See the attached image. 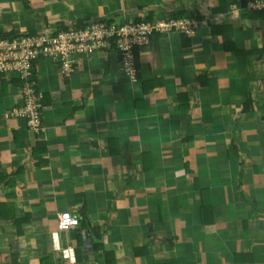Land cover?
<instances>
[{"label": "crops", "instance_id": "0c3cea01", "mask_svg": "<svg viewBox=\"0 0 264 264\" xmlns=\"http://www.w3.org/2000/svg\"><path fill=\"white\" fill-rule=\"evenodd\" d=\"M27 1L0 0L19 20L0 29L199 19L185 45L179 31L152 33L138 75L111 47L68 76L40 60L38 134L7 116L15 76L0 83V204L28 215L21 231L0 219V264H264V14L248 0ZM79 210L101 247L57 229L58 213Z\"/></svg>", "mask_w": 264, "mask_h": 264}, {"label": "built area", "instance_id": "2783aa9c", "mask_svg": "<svg viewBox=\"0 0 264 264\" xmlns=\"http://www.w3.org/2000/svg\"><path fill=\"white\" fill-rule=\"evenodd\" d=\"M247 10L264 11V0H248ZM196 26L194 19L163 18L140 21L108 22L104 19L90 21L79 29H60L26 34L12 37H0V72L6 76L18 74L23 78L22 102L11 108V115L23 119L26 126L35 133L42 130V118L38 96L34 94L28 77L31 60L38 55L50 58L63 75H70L77 59L90 52L111 47L114 44L120 56L122 69L133 76L135 73L134 48L148 43L153 32L180 30L192 34ZM78 225L77 217L70 211H62L57 215V229L68 231ZM55 242L57 232L52 233ZM54 242V243H55ZM55 245V244H54ZM64 251V250H63ZM66 251H64L65 254ZM66 257L69 255L66 253Z\"/></svg>", "mask_w": 264, "mask_h": 264}, {"label": "trees", "instance_id": "16d2710c", "mask_svg": "<svg viewBox=\"0 0 264 264\" xmlns=\"http://www.w3.org/2000/svg\"><path fill=\"white\" fill-rule=\"evenodd\" d=\"M21 1H23L24 4H27V5L29 4L27 0H21ZM249 11L257 12L258 14H261V16H263V14H264V11H262V10H249ZM191 17H195L196 19H199L198 12L195 11V12H192V13H190L188 15H185V12L181 11V12H178V13L174 14L173 16H168L166 18L180 19V18H191ZM144 20H148V19H144ZM106 21L111 22L112 19L111 20H106ZM85 25H86V23L84 21H82V20L77 21L76 23H70V22H68V23H59L57 25V27L55 29H53V30L55 32H57L60 29H63V30L79 29V28L85 27ZM211 28H212V30L214 29V26L212 24H211ZM170 31H179V32H181L183 44L184 45L187 44L186 41H188L189 39L186 37V35H188L186 32L180 31V30H175V29L174 30L172 29ZM26 34H37V33H36V31L20 32L18 30H14V29H11V30H8V31H4V30L0 29V37H5V38H9V39H11L12 37H16V36H19V35H26ZM111 48H114L116 50L114 44H112ZM138 49H139V47H135L134 48V58H135L134 59V61H135V73H134V75H138ZM44 58H47V57H44L42 55H38L35 59L31 60L30 75H29V77L27 79L31 83V88L33 89L34 94H36L37 96H38V94H40V96L38 97V101L41 104V107H40L41 118L43 117L44 101H43L42 92L39 91L38 88H37L36 66H37L38 62L40 60L44 59ZM12 76H13V74H10L9 75V79ZM14 76H15V79L12 78V80L14 82L16 80V83L19 84L20 87H22V85L24 84L25 80L23 78H20L18 76V74H16V73H15ZM5 77H8V76H6L4 73L0 72V83H1V87L3 89H4V87H5L6 83H7ZM15 106H17V105H14L13 107H15ZM13 107H11V108H13ZM36 134H38V133H36ZM233 148H235V147H234V145L231 144V149H233ZM201 192H202V190H201ZM6 209L4 208V204H0V219L8 220V218H9L11 220V222L14 225L17 226L18 231H21L22 230V224L28 221V218H27L28 215L27 216L25 215L24 217H19V216H15L13 214H9V216H8ZM74 215L78 219V225H77L76 229L79 232L81 230H84V233H85L84 235L86 237H91V235L93 237H95V240L92 242V248L96 249V248L101 247V242H100V237H101L100 235L101 234L96 229L97 227H94V226H92L90 224L89 219L85 215L84 211L79 210L77 212V214H74ZM77 238L79 239V241H80V243L82 245H84V246L86 245V241H85L86 238H84V239L82 238L81 239L80 233H77ZM106 258H107L106 261L108 263L110 260H109L108 256H106ZM111 264H112V262H111Z\"/></svg>", "mask_w": 264, "mask_h": 264}, {"label": "rangeland", "instance_id": "374dc122", "mask_svg": "<svg viewBox=\"0 0 264 264\" xmlns=\"http://www.w3.org/2000/svg\"><path fill=\"white\" fill-rule=\"evenodd\" d=\"M17 5L19 6L18 8H16V12L18 13V16L17 15H14V16H8V14L10 13V11H12V9L10 10V11H8V7H6V10H3L2 9V7H4V5L1 7V5H0V11H2L1 13H0V17H2V16H4V18H6V20H0V25H3L2 27H4V28H9V27H12V26H10V24H14L15 22H17V21H19V20H17L16 21V19L17 18H19L20 17V15H19V13H20V11H22V9L23 8H21L20 7V5H19V1L17 2ZM2 9V10H1ZM14 10H15V8H14ZM13 10V11H14ZM20 10V11H19ZM12 13V12H11ZM14 14V13H13ZM17 16V18H14V17H16ZM188 19H191L192 20V18H188ZM115 21H119V20H115ZM121 21H124V20H121ZM9 23V24H8ZM11 29V28H10ZM15 30H18V31H20V32H27L25 29H24V27H16L15 28ZM50 30H52V29H48V30H46V31H50ZM38 31V32H37ZM36 31V33H40V32H46L45 31V29H38ZM53 62V61H52ZM53 64L55 65V66H57L54 62H53ZM58 68V67H57ZM59 70V69H58ZM60 72V71H59ZM61 73V72H60ZM62 74V73H61ZM63 75V74H62ZM20 90H21V97H20V99H21V102H22V87H20ZM20 102V103H21ZM18 105V104H17ZM13 107V106H12ZM11 111V110H10ZM7 116H9V117H13L12 115H11V113L10 112H8L7 113ZM13 118H16V117H13ZM42 130H43V128H42ZM42 130H41V132H42ZM58 215V214H57Z\"/></svg>", "mask_w": 264, "mask_h": 264}, {"label": "water", "instance_id": "95a60500", "mask_svg": "<svg viewBox=\"0 0 264 264\" xmlns=\"http://www.w3.org/2000/svg\"><path fill=\"white\" fill-rule=\"evenodd\" d=\"M87 242H90V239H88V241Z\"/></svg>", "mask_w": 264, "mask_h": 264}, {"label": "clouds", "instance_id": "9594fccd", "mask_svg": "<svg viewBox=\"0 0 264 264\" xmlns=\"http://www.w3.org/2000/svg\"><path fill=\"white\" fill-rule=\"evenodd\" d=\"M76 228V227H75Z\"/></svg>", "mask_w": 264, "mask_h": 264}]
</instances>
